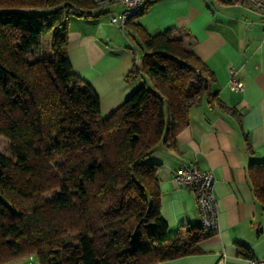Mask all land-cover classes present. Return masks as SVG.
I'll return each instance as SVG.
<instances>
[{"label":"trees","instance_id":"16d2710c","mask_svg":"<svg viewBox=\"0 0 264 264\" xmlns=\"http://www.w3.org/2000/svg\"><path fill=\"white\" fill-rule=\"evenodd\" d=\"M72 14L101 13L94 0H0V137L11 142L9 154L0 152V264L24 256L39 264H157L199 252L216 231L190 225L169 235L162 166L148 159L161 142L176 146L205 98L237 109L212 91L216 74L187 46L188 33L151 34L130 19L124 28L146 51L141 64L135 53L126 81L145 84L103 116L68 54ZM47 32L52 50L41 53ZM248 178L264 205V160L249 165Z\"/></svg>","mask_w":264,"mask_h":264},{"label":"crops","instance_id":"0c3cea01","mask_svg":"<svg viewBox=\"0 0 264 264\" xmlns=\"http://www.w3.org/2000/svg\"><path fill=\"white\" fill-rule=\"evenodd\" d=\"M98 16L69 17L68 54L76 73L98 94L103 116L121 106L139 83L126 81L138 38L110 21L121 6H96ZM108 14V15H107ZM110 15V16H109ZM156 34L167 29L185 36L189 48L215 72L212 91L237 115L205 98L190 111V124L176 138V146L159 143L149 161L161 164L160 212L174 237L190 225L202 226L203 217L194 190L178 183L183 164L213 169L219 229L199 243L200 251L157 264H249L264 258V205L254 195L248 178L252 162L264 160V26L259 13L246 1L155 0L132 19ZM231 68L245 83L231 85ZM247 136V138H246ZM248 249V255L239 248Z\"/></svg>","mask_w":264,"mask_h":264},{"label":"built area","instance_id":"2783aa9c","mask_svg":"<svg viewBox=\"0 0 264 264\" xmlns=\"http://www.w3.org/2000/svg\"><path fill=\"white\" fill-rule=\"evenodd\" d=\"M150 0H94L96 6L117 4L121 11L113 15L110 21L124 27L128 20L137 16ZM249 8L261 15L264 26V0H246ZM231 85L234 89L242 91L245 83L240 80L234 68H231ZM174 179L195 191L197 202L203 217L202 227L207 230L219 229L218 209L215 197L216 176L213 169H202L197 165L183 163L177 170ZM216 264H226V257L220 254ZM249 264H264V258H250Z\"/></svg>","mask_w":264,"mask_h":264},{"label":"rangeland","instance_id":"374dc122","mask_svg":"<svg viewBox=\"0 0 264 264\" xmlns=\"http://www.w3.org/2000/svg\"><path fill=\"white\" fill-rule=\"evenodd\" d=\"M50 37H51L50 32H47L44 34L41 53H45L47 51L51 52L52 49H51V45H50ZM145 51L146 50H145L142 42L139 40L137 43V52H136V60L138 61L139 64L142 63V56H143ZM37 54H39V50H35V52L32 53L31 56H35ZM134 82L139 83L138 87L145 84L144 80L141 77L134 80ZM147 84L149 87L152 88V82L151 81H148ZM138 87H136V89ZM0 152L6 153V154H9L11 152V142L8 139H6L5 137H0ZM6 264H39V262H38V259L36 256H24V257L12 260Z\"/></svg>","mask_w":264,"mask_h":264}]
</instances>
